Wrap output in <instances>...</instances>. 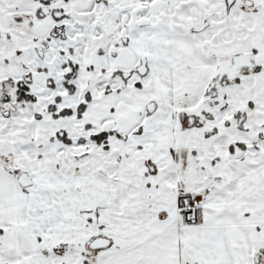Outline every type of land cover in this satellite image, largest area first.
I'll return each mask as SVG.
<instances>
[{
	"label": "snow or ice",
	"instance_id": "snow-or-ice-1",
	"mask_svg": "<svg viewBox=\"0 0 264 264\" xmlns=\"http://www.w3.org/2000/svg\"><path fill=\"white\" fill-rule=\"evenodd\" d=\"M0 264H264V0H0Z\"/></svg>",
	"mask_w": 264,
	"mask_h": 264
}]
</instances>
